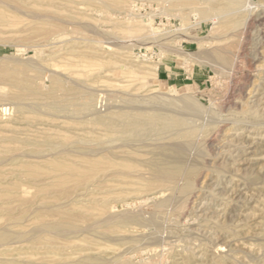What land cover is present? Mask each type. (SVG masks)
<instances>
[{
  "label": "rangeland",
  "instance_id": "374dc122",
  "mask_svg": "<svg viewBox=\"0 0 264 264\" xmlns=\"http://www.w3.org/2000/svg\"><path fill=\"white\" fill-rule=\"evenodd\" d=\"M53 1L52 4L49 0H0L1 94L4 89L9 95L23 93L24 88L36 89L45 94L53 89L56 80H60L67 90L66 93L72 95L67 96V110L51 112L47 106L50 100L46 97L35 102L26 96L21 103L17 102V105L11 100H8L11 101L8 105H4L7 100H1L4 98H1L0 94V108L3 105L13 107L11 111L0 113V124H13L16 109L20 104L27 110L28 117L35 116L30 121L25 120L14 125V130L18 131L21 137L38 139L42 133L56 131L70 136V140L65 143L67 148L61 145L0 152V264H264V24L255 22L249 30L237 32L235 37L229 35L221 24L214 27L211 17L204 19L197 15L194 9L198 3L194 6V2L193 8L191 3L188 6H175V3L169 0H124L123 7L108 10L95 0H69L67 3L62 0ZM243 8L244 13L254 14L256 17L264 11V0H247V5ZM57 16L62 21L58 20ZM143 17L152 19L155 31H148L150 27L139 24ZM53 19L56 21H52ZM64 19L71 22L66 23ZM215 28L219 29V32H216ZM260 29H263L262 44L258 40L257 30ZM145 31L146 33H141ZM249 31H252V34ZM141 34L150 35V40L148 37L142 40L145 37ZM238 34H242V37ZM231 36L245 47L241 50L234 49L237 53L240 51V54L236 57L237 63L229 66L216 58L214 52L221 46L222 38L225 41L224 38ZM159 39L162 41L159 42ZM258 41L260 44L255 50V42ZM209 55L215 58L212 59ZM92 61H97L100 66L89 67L88 64ZM82 63H86L84 66L93 71L87 70ZM151 63H159L158 76L147 78L143 85L141 78L145 76L144 70L146 71L145 68ZM126 66L136 69L137 77H130L131 74L121 70ZM9 67L15 69V75L6 72ZM166 67H170L172 75H166ZM82 92L92 93L93 106L90 110L80 113L77 108L82 101ZM160 92L172 98L192 95L196 97L199 105L184 110L183 107H169L150 101L148 97ZM28 93L29 91L26 92ZM133 96L139 97L136 102ZM126 98L127 101H134L136 105L134 102H125ZM257 98L263 101L257 102ZM107 103L111 106L109 108L107 105L108 110L104 106ZM247 105H255L252 109H256L257 113L245 114ZM115 106L123 107H120L122 110L140 107L180 117L185 113V119L194 122L198 129H204L201 132L196 128L198 132L192 141L181 140L176 129H168L163 132L153 131L146 136L132 139L128 142L129 145L118 139L116 143L114 140L102 143L98 139L99 130L90 124V119L94 112L106 113L120 109ZM97 107L100 110L96 109ZM163 108L167 110L164 111ZM187 110L195 112L188 114ZM247 117L246 124L244 120ZM194 125L192 126L195 128ZM10 130L8 127L0 128V134L11 133ZM154 136L160 138L156 144L153 141ZM82 137H87V140L79 141ZM137 140L142 144L140 142L133 145ZM178 140L183 144L181 147L189 146L188 149L186 147V155L182 154L184 152H181V143ZM118 141L119 147H114ZM165 141L169 144L167 147ZM161 142L166 143L165 148ZM151 143L154 145L151 146ZM174 145L180 150L177 151ZM103 151L128 166H116L112 169L123 171L122 176L117 175V178L121 176V179L98 183L93 178L88 182L86 178L90 171L87 170H83L85 176L67 182H60L56 177L55 172L60 169L59 162L96 160ZM177 152L183 157L186 156V163L181 161V155L178 156L182 163V172L179 174L182 179L178 175L180 178L171 181L174 187L167 182L161 184L162 187L158 185L157 190L156 187L151 191L134 190L140 183L154 179L156 164L166 168L175 167L177 161L173 155ZM45 153L47 154L43 155ZM23 164L34 166L31 169L35 171L33 173L42 175L37 180L32 179L26 172L29 168L21 167ZM134 168L140 169L136 173ZM192 169H195L196 173L199 171L198 174H190ZM139 171L142 173L140 176ZM17 173L23 174L18 176ZM108 173L109 171L106 172ZM129 177H132L133 181L130 182ZM186 177H190L191 181ZM104 179L105 175L101 177V182ZM106 183L105 193L103 188L99 187ZM108 189L112 193L125 192V195L107 198V212H101L98 205L103 201L101 197L111 193ZM180 189H186L184 193L189 189L186 193L189 196L184 195ZM164 200L169 202H165L167 206ZM156 202L157 205H154ZM161 203L164 205L161 206ZM88 210L93 216H87ZM150 210L164 214L158 216ZM111 214L115 215V218ZM128 215L136 220L115 226V222L127 218Z\"/></svg>",
  "mask_w": 264,
  "mask_h": 264
},
{
  "label": "bare ground",
  "instance_id": "6f19581e",
  "mask_svg": "<svg viewBox=\"0 0 264 264\" xmlns=\"http://www.w3.org/2000/svg\"><path fill=\"white\" fill-rule=\"evenodd\" d=\"M50 2H52V4H53V0H49ZM62 1H66V3H67V1H69V0H62ZM159 1V0H158ZM161 1V0H160ZM170 2H174L175 4V6H176V4H180V6L182 5V6H184V5H186V6H188V5H190L189 3H191V5L193 4V2L195 3L194 4V6H196L197 4L196 3H198V6H196L195 7V9H194V12H196V14L197 15H199L201 18H204V19H207L208 17H211V19H213L212 20V22H213V26L215 27V25L217 26V24H221L223 27H224V29H226V31H227V33L229 34V35H232V36H237V32L239 33L240 31L242 32V30H244V31H247V30H249L248 28L251 26V25H253V23L255 24V22H258V23H260V25H263L264 24V11L263 12H261L260 14H258L256 17L255 16H253V15H251V14H248V13H244L243 11H242V9H244L243 7L245 6V5H247V0H169ZM168 1V2H169ZM61 2V1H60ZM95 2L97 3V4H99V5H101V6H103L104 7V9H108V10H110V9H112L113 7H120V6H122L123 5V2H124V0H119V2H111V1H106V0H95ZM164 2V1H163ZM252 2V1H251ZM34 3H36V2H34ZM126 3V2H125ZM38 4V3H37ZM55 4V3H54ZM70 4V3H69ZM248 4H251V3H249L248 2ZM63 5V4H62ZM72 5H73V2H72ZM75 5V4H74ZM177 5V6H178ZM50 6H52V5H50ZM59 6H61L60 4H59ZM193 6V5H192ZM194 6H193V8H194ZM251 6V5H250ZM123 7V6H122ZM169 7V6H168ZM190 7V6H189ZM188 7V8H189ZM248 7V6H247ZM68 8V7H67ZM167 8V7H166ZM183 8V7H182ZM246 8V7H245ZM55 9H57V8H55ZM61 9V8H60ZM71 9V8H70ZM118 9V8H117ZM120 9V8H119ZM252 9V8H251ZM64 10H66V9H64ZM164 10V9H163ZM245 10V9H244ZM247 10V9H246ZM248 10H249V8H248ZM109 13V12H108ZM166 14V13H165ZM181 14V13H180ZM185 15V14H184ZM180 16V15H179ZM52 17V16H51ZM58 17V16H57ZM56 17V18H57ZM61 17V16H60ZM76 17H77V15H76ZM183 17V16H182ZM52 18H54V16L52 17ZM62 18V17H61ZM58 20L60 19L59 17L57 18ZM63 19V18H62ZM139 19V18H138ZM137 19V20H138ZM61 20V19H60ZM65 20V19H64ZM63 20V21H64ZM140 20V19H139ZM201 20H203V19H201ZM52 21H56V20H52ZM62 21V20H61ZM71 22L70 20H65V22L67 23V22ZM134 21V20H133ZM60 22V21H59ZM74 22V21H73ZM78 21H76V23H77ZM135 22V21H134ZM137 23V22H136ZM141 23L143 24V26H147V28L148 27H150V29L148 30V31H150V30H152L151 32H153V31H155L156 30V28H154L153 27V24H152V19L151 18H145V17H143L141 20H140V25H141ZM70 24V23H69ZM68 24V25H69ZM79 24V23H78ZM77 24V25H78ZM84 24V23H83ZM92 24V23H91ZM257 24V23H256ZM73 25V24H72ZM82 25V24H81ZM80 25V26H81ZM139 25V26H140ZM88 26V25H87ZM135 26V25H134ZM133 26V27H134ZM137 26H138V24H137ZM69 27V26H68ZM89 27H90V25H89ZM132 27V28H133ZM213 27V28H214ZM254 27V26H253ZM80 28V27H79ZM85 28H87V27H85ZM135 28V27H134ZM217 28V27H216ZM215 28V29H216ZM218 28H220V27H218ZM260 28H262V26L260 27ZM264 28V27H263ZM60 29V28H59ZM82 29V28H81ZM215 29H213V30H215ZM257 29V28H256ZM78 30V29H77ZM219 29H216L215 31L216 32H219L218 31ZM136 31V30H135ZM225 31V32H226ZM258 31V40L261 42V44H262V38H263V29H260V30H257ZM134 32V31H133ZM132 32V33H133ZM223 32H224V30H223ZM250 32V31H249ZM253 32H255V31H253ZM78 33V32H77ZM131 33V34H132ZM141 33H146V31L145 32H141ZM156 33V32H155ZM161 33V32H160ZM246 34H247V32H245ZM244 33V34H245ZM251 34H252V31L250 32ZM249 33V34H250ZM136 34H137V31H136ZM139 34V33H138ZM152 34V33H151ZM168 34V33H167ZM219 34V33H218ZM220 34H222V32L220 33ZM226 34V33H225ZM227 34V35H228ZM250 34V35H251ZM115 35V34H114ZM141 35H144V34H141ZM147 35V34H146ZM152 35H155V34H152ZM157 35H158V33H157ZM224 35V34H223ZM136 36H139V35H136ZM148 36H150V35H148ZM148 36H145L144 35V37H145V39L143 38L142 40H146V38L148 37ZM229 37V38H224V40L225 41H223L222 39L220 40V41H222V44H221V46L220 47H218V49L216 50V52H214V54H215V56H216V58H218L219 60H221L222 62H224V64H227V65H229V66H231V65H233V64H235V63H237L236 61H237V59H236V57H238L239 56V54H240V51L237 53V51H235L234 49L236 48V49H239V50H241V48L244 46H242V44L243 43H241L240 41H237V39H235V37L233 38V37ZM238 36H240L239 34H238ZM244 36V35H243ZM249 36V35H248ZM140 37V36H139ZM142 37V36H141ZM151 37H153V36H151ZM158 37V36H157ZM166 37H167V35H166ZM217 37V36H216ZM222 36H220V38H221ZM240 37H242V34H241V36ZM250 38H251V36H249ZM254 37H256V36H254ZM149 38V40H150V37H148ZM218 38H219V36H218ZM200 40H202L201 38H199ZM243 39H245L246 40V38H243ZM248 39V38H247ZM264 39V38H263ZM154 40H155V37H154ZM256 40V39H255ZM152 41V40H151ZM150 41V42H151ZM158 41V40H157ZM162 40H160L159 39V42H161ZM250 41V39L248 40V42ZM255 42V44H257V47H255V50L258 48V45L260 44V42ZM153 42V41H152ZM156 42V41H155ZM243 42V41H242ZM246 42V41H245ZM251 42V41H250ZM249 42V43H250ZM254 42V41H253ZM163 44V43H162ZM218 44H220L219 42H218ZM254 44V45H255ZM166 45V44H165ZM165 45H163V46H165ZM246 45V44H245ZM256 46V45H255ZM217 47V46H216ZM238 47V48H237ZM245 47V46H244ZM263 47V46H262ZM181 48V47H180ZM70 49V48H69ZM178 50V49H177ZM181 51H182V49H181ZM214 51H215V48H214ZM180 53V52H179ZM260 53V52H259ZM214 54H213V56H214ZM259 55V54H258ZM210 56V55H209ZM257 56V55H256ZM256 56H254V58L253 59H255V57ZM210 57H212V56H210ZM215 58V57H214ZM213 57H212V59H214ZM264 58V57H263ZM236 59V60H235ZM258 60H259V58H258ZM218 61V60H217ZM99 62V61H98ZM135 62H137L136 60H135ZM253 62V61H252ZM83 64V63H82ZM86 63H84L83 64V66L85 65ZM101 64V63H100ZM158 64L159 63H151V65H149V66H147L145 69H146V71L144 70V74H145V76H143L142 78H141V80H142V83H143V85H145L144 83H145V80L147 79V78H155V77H157L158 76V69H159V66H158ZM253 64L255 65V63L253 62ZM92 66V68L93 67H97L98 68V66H95V65H99V63H97V61L95 62V61H92V62H90L89 64H88V66L89 67H91ZM109 65H111V64H109ZM115 65V64H114ZM100 66V65H99ZM133 66H136V65H134L133 64ZM76 67V66H75ZM85 68H87V66H84ZM88 67V68H89ZM121 67H123V66H121ZM234 67V66H233ZM73 68H74V66H73ZM78 68V67H77ZM84 68V69H85ZM87 68V70H89ZM138 68H141V67H138ZM143 68V67H142ZM141 68V69H142ZM231 68V67H230ZM95 69V68H94ZM124 73H127V74H131V76L130 77H137L136 76V69H133V67H131V66H126L124 69H121ZM89 71H93V70H89ZM7 73H10V74H13V75H15V69H12V67H9L8 68V70L6 71ZM141 72L139 71V74H140ZM143 74V73H142ZM21 75V74H20ZM141 75V74H140ZM139 76V75H138ZM34 77H36V76H34ZM39 77V76H38ZM263 77V76H262ZM18 78V77H17ZM22 78V77H21ZM55 80V79H54ZM53 80V81H54ZM140 80V81H141ZM139 81V80H138ZM62 81H60V80H56L55 81V84H54V87H53V89L51 90V91H49L48 93H45V94H42V93H40V92H38L36 89H23L24 91H23V93H13V94H11V95H9V93L7 92V91H4L3 90V94H1V91H0V94L2 95L1 96V98H4V99H1V100H7L6 102L5 101H3V103H4V105L5 104H7L8 105V103H10L11 101L15 104L16 103V105H17V102H19V103H21L20 101L21 100H23L26 96H29L30 98H32V99H34L35 100V102H38V100H40V99H43V97H46L47 99H49L50 101H48V107L50 108V110H52L51 112H60V111H63V110H67L68 109V103H67V101H68V98L69 97H67V96H70V95H68V94H70V93H66V89H65V86L61 83ZM67 84V83H66ZM260 85V84H259ZM258 86V85H257ZM261 86V85H260ZM15 88H17V87H15ZM43 88V87H42ZM261 88V87H260ZM1 89H3V87L1 88ZM263 89V88H262ZM258 90V89H257ZM256 90V91H257ZM27 91H29V93L28 94H26V92ZM64 91V92H63ZM78 91V90H77ZM157 91V90H156ZM7 93V94H5L4 95V93ZM45 92V91H44ZM85 92H87V91H85ZM258 92V91H257ZM252 93V92H251ZM78 93H76V95H77ZM80 94V93H79ZM78 94V95H79ZM82 94V101H81V103L79 104V108H77V111H88V110H90V108L93 106V95H92V93L90 92H88V93H81ZM257 93L255 92V95H256ZM63 95V96H62ZM72 96V95H71ZM70 96V97H71ZM74 97V96H73ZM72 97V98H73ZM108 97V96H107ZM136 97H138V96H136ZM264 97V96H263ZM108 98H111V97H108ZM129 99H130V97H128ZM131 98H132V96H131ZM133 98H134V96H133ZM139 98V97H138ZM138 98H134V101L136 102L137 101V99ZM144 98V97H143ZM149 99H150V101H154V102H158V103H161V104H164V105H169V107H170V105H173V106H179V108H181V107H183L184 108V110H186L185 108H187V109H193V108H196L199 104L197 103V99H196V97L195 96H192V95H185V96H181V97H178V98H172V97H170L169 95H167L166 93H162V92H160V93H156V94H153L151 97H148ZM262 98V97H261ZM261 98H259V99H261ZM140 99H141V97H140ZM146 99V98H145ZM258 99V98H257ZM256 99V100H257ZM257 100V102L258 101H261V100ZM8 100H11L10 102H8ZM126 101L125 102H128V101H130V100H128L127 101V98L125 99ZM142 100V99H141ZM251 100V99H250ZM132 101H133V99H132ZM133 101V102H134ZM140 101V100H139ZM263 101V100H262ZM261 101V102H262ZM1 102V101H0ZM23 102V101H22ZM76 102V101H75ZM74 102V103H75ZM131 102V101H130ZM133 102H131V103H133ZM135 102L133 103L134 105H136L135 104ZM143 102H144V99H143ZM252 102V101H251ZM255 102V101H254ZM260 102V103H261ZM12 103V104H13ZM27 103V102H26ZM151 103V102H150ZM24 104H25V102H24ZM29 103H27V105H28ZM34 104V103H33ZM33 104H31V106L33 105ZM39 104H41V103H39ZM111 104V103H110ZM250 104V103H249ZM256 104V103H255ZM258 104V103H257ZM263 104V103H262ZM1 105V104H0ZM3 105V106H4ZM45 105V104H44ZM77 105V104H76ZM96 105V104H95ZM107 105H108V103L106 104V105H104L105 106V108L107 107ZM127 105V104H126ZM252 105H253V103H252ZM1 107L0 108V113H4V112H7V111H11L12 109H13V107L11 106H5V107ZM36 106V105H35ZM43 106V105H42ZM46 106V107H47ZM101 106V105H100ZM103 106V107H104ZM140 106V105H139ZM138 106V107H139ZM255 106V105H254ZM253 106V107H254ZM258 106V105H257ZM18 107V106H17ZM32 107H34V105L32 106ZM40 107V106H39ZM108 107L110 108L111 106L110 105H108ZM115 107H117V106H115ZM121 106H119V107H117V108H120ZM137 107V108H138ZM142 107H144V106H142ZM148 107V106H147ZM244 107V106H243ZM253 107H250V106H246L245 107V109H244V113L245 114H247V113H254V112H256V109H252ZM37 108V107H36ZM36 108H34V109H36ZM108 108V109H109ZM114 108V107H113ZM121 108H123V107H121ZM116 109L117 111H107L106 113H101V112H94L92 115V118L90 119V124H92L93 126H96L97 128H98V130H99V134H98V139H99V141L100 142H102V143H104V142H107V141H113L114 140V143H116L115 141L118 139L119 141L120 140H123L124 142H126L127 143V145H129V143L128 142H130L132 139H136V138H140V137H142V136H146V135H148V134H150L151 132H153V131H157V132H163V131H165V130H168V129H176L177 130V136L182 140V139H184L185 141H192V139L196 136V134H197V132H198V130L200 129V127H199V129H198V127H196V124L194 123V122H192L191 120H190V122H192V123H194V124H192V125H194L195 126V128L191 125V124H189L190 122L187 120V119H185L184 117H186V115L183 117V115L185 114V113H183V112H180V114H182L183 113V115H182V117H180V116H177V115H173V114H166V113H160V112H156V111H150L149 109H146L145 110V108H140L139 107V109H136V108H131V109H129V110H122V109ZM125 108V107H124ZM130 108V107H129ZM150 108V107H149ZM153 108V107H152ZM152 108H150V109H152ZM173 108V107H172ZM176 109H177V107H175ZM183 108H182V110H183ZM202 108V107H201ZM200 108V109H201ZM255 108V107H254ZM259 108V107H258ZM42 109V108H41ZM74 109V108H73ZM96 109H99L98 107L96 108ZM96 109H95V111H96ZM103 109V108H102ZM107 109V108H106ZM107 109V110H108ZM156 109V108H155ZM164 109V108H163ZM162 109V110H163ZM198 109V108H197ZM196 109V110H197ZM204 109V108H203ZM207 109V108H206ZM43 110H45V109H43ZM72 110V109H71ZM93 110H94V108H93ZM100 110V109H99ZM98 110V111H99ZM105 110V109H104ZM149 110V111H148ZM154 110V109H153ZM157 110H159V108L157 109ZM166 110H167V108H166ZM165 109H164V111H166ZM178 110H181V109H178ZM210 110V109H209ZM264 110V109H263ZM76 111V110H75ZM76 111V112H77ZM92 111V110H91ZM90 111V112H91ZM102 111V110H101ZM106 111V110H105ZM188 111V114L190 113V114H194V112L195 111H190V110H187ZM199 111V110H198ZM202 111V109L200 110V112ZM260 111V110H259ZM50 112V113H51ZM161 112H163V111H161ZM192 112V113H191ZM197 112V111H196ZM209 112V111H208ZM211 112V111H210ZM261 112V111H260ZM35 113V112H34ZM47 113H48V111H47ZM46 113V114H47ZM67 113V112H66ZM81 113V112H80ZM92 113V112H91ZM187 113V112H186ZM202 113V112H201ZM200 113V114H201ZM204 113V112H203ZM257 113V112H256ZM43 114V113H42ZM45 114V113H44ZM54 114V113H53ZM58 114V113H57ZM178 114V113H177ZM50 115H52V114H50ZM69 115H71V114H69ZM72 115H73V113H72ZM75 115H76V113H75ZM74 115V116H75ZM78 115V114H77ZM81 114H79V116H80ZM91 115V114H90ZM195 115H196V113H195ZM41 116V115H40ZM59 116V115H58ZM63 116V115H62ZM73 116V117H74ZM197 116H199L198 114H197ZM228 116H232V115H228ZM35 117V116H34ZM34 117H28V112H27V110L20 104V106L16 109V115H15V117H14V121H13V124H7V125H2V124H0V128H3V127H8V128H11V133H3V134H0V152H10V151H13V150H16V149H42V148H46V147H50V148H52V147H59V146H61V145H65V143H67V141H69L70 140V136H68V135H66V134H64V133H62V132H59V131H56V132H53V133H42L41 134V136H39V138L38 139H30V138H26V137H21V135H20V133L18 132V131H15L16 129L14 128V125H16V123H19V122H21V121H30L31 119H34ZM80 117H84V116H80ZM91 117V116H90ZM89 117V118H90ZM233 117V116H232ZM44 118V117H43ZM52 118V117H51ZM63 118H65V117H63ZM187 118V117H186ZM229 118V117H228ZM231 118V117H230ZM229 118V119H230ZM75 119H77V118H75ZM227 119V118H226ZM234 119H236V118H234ZM233 119V120H234ZM248 119V117L247 118H245V120H244V122L246 123L247 120ZM69 120V119H68ZM251 120V119H250ZM54 121V120H53ZM215 121V120H214ZM222 121H225V120H222ZM55 122V121H54ZM233 122V121H232ZM235 122V121H234ZM238 122V121H237ZM241 122V124H242V121H240ZM254 122V121H253ZM46 123V122H45ZM198 123V122H197ZM211 123H212V121H211ZM244 123V124H245ZM249 123H251L250 121H249ZM47 125H48V123H46ZM74 124V123H73ZM210 124V123H209ZM214 124H216L215 122H214ZM214 124H213V126H214ZM234 124V123H233ZM247 124V123H246ZM254 124V123H253ZM89 125V124H88ZM188 125H191V126H188ZM204 125V124H203ZM255 125V124H254ZM37 126H40V125H37ZM76 126H78V125H76ZM202 126V125H201ZM209 126V125H208ZM219 126V125H218ZM29 127V126H28ZM30 127H31V125H30ZM83 127H85V126H83ZM220 127V126H219ZM86 128V127H85ZM198 130H197V129ZM12 129H13V131H12ZM15 129V130H14ZM52 129H54V128H52ZM76 129V128H75ZM95 129V128H94ZM204 128L202 127L201 129H200V131L202 132V130H203ZM223 129V128H222ZM175 130V131H176ZM221 130V129H220ZM174 131V132H175ZM214 131V130H213ZM84 132V131H83ZM87 132V131H86ZM154 132V133H155ZM207 132H209L208 130H207ZM217 132H219V131H216V133ZM221 132V131H220ZM259 132V131H258ZM88 133V132H87ZM166 133V132H165ZM212 133V132H211ZM211 133H208L209 135L211 134ZM35 134V133H34ZM37 134V133H36ZM200 134V133H199ZM198 134V135H199ZM154 135V134H153ZM153 135H152V137H153ZM164 135V134H163ZM168 135V134H167ZM214 135H215V132H214ZM219 135V134H218ZM217 135V136H218ZM156 136V135H155ZM154 136V137H155ZM157 136H158V134H157ZM212 136V135H211ZM238 136V135H237ZM149 137V136H148ZM151 137V138H152ZM198 137V136H197ZM196 137V138H197ZM203 137V136H202ZM213 137V136H212ZM215 137H216V135H215ZM156 138V137H155ZM154 138V140L153 141H155V143L154 144H156V141L158 140V138H156L155 139ZM161 138H164V137H161ZM147 139H149V138H147ZM160 139V138H159ZM205 139H206V137H205ZM209 139V137L207 136V140ZM211 139V138H210ZM85 140H87V137H82V138H80L79 139V141H85ZM195 140V139H194ZM193 140V141H194ZM212 140V139H211ZM119 141H118V143H117V145H114V147L115 146H118L120 143H119ZM134 141V140H133ZM144 141V140H143ZM172 141H173V139H172ZM177 140H175V142H176ZM179 141V140H178ZM225 141V140H224ZM124 142H122L123 144H126V143H124ZM140 142L141 141H139L138 142V140H137V142L135 141V143L133 144V145H135L136 143H139L140 144ZM166 142V141H165ZM163 143L162 144V142H161V144L164 146V144L166 145V143ZM175 142L173 143V144H175ZM180 143H181V141H179ZM202 142V141H201ZM87 143V142H86ZM90 143V145H93L92 144V142H89ZM96 143H97V141H96ZM122 143H121V145H122ZM147 143V145H149L148 144V142H145V144ZM153 143H151V146L152 145H154ZM157 143H159L160 144V142H157ZM168 143H169V140H168ZM167 143V145H166V147L169 145ZM194 143V142H193ZM198 143H200V142H198ZM109 144V143H108ZM130 144H132V143H130ZM141 144H142V142H141ZM143 144H144V142H143ZM159 144H157V145H159ZM173 144H172V146H173ZM176 144H177V142H176ZM175 144V145H176ZM69 145V144H68ZM80 145V144H79ZM86 145V144H85ZM88 145V144H87ZM133 145H131V146H133ZM157 145H155L156 147H157ZM174 145V147H175V149H178L177 151H179L180 149L179 148H177L176 146ZM181 145H183L182 143L180 144V146L179 147H181ZM191 145H193V144H191ZM196 145H197V142H196ZM206 145H207V143H206ZM205 145V146H206ZM238 145V144H237ZM66 146V145H65ZM94 146V145H93ZM159 146H161V145H159ZM172 146H169L170 148H172ZM188 146V145H187ZM186 145L184 146V147H181V149H182V151L181 152H184V153H182V154H185L186 153V151H188L187 149H188V147H187ZM229 146V145H228ZM103 147V146H102ZM113 147V146H112ZM119 147V146H118ZM129 147V146H128ZM186 147H187V149H186ZM203 147V146H202ZM208 147V146H207ZM211 147V146H210ZM209 147V148H210ZM63 148H64V146H63ZM62 148V149H63ZM66 148H67V146H66ZM65 148V150H67ZM72 148V147H71ZM108 148H109V146H108ZM161 148V147H160ZM164 148H165V146H164ZM184 148V149H183ZM206 148V147H205ZM205 148H202V149H205ZM229 148V147H228ZM242 148V147H241ZM92 149V148H91ZM99 148H97V150H98ZM102 149V148H101ZM107 149V148H106ZM114 149V148H113ZM153 149H154V146H153ZM162 149V148H161ZM173 149V148H172ZM69 150H71V149H69ZM73 150V149H72ZM77 150V149H76ZM94 150H96V149H94ZM96 150V151H97ZM103 150V149H102ZM102 150H100L101 152H102ZM104 150H105V147H104ZM123 150V149H122ZM137 150V149H136ZM142 150V149H141ZM157 150V149H156ZM184 150V151H183ZM186 150V151H185ZM231 150H233V149H231ZM62 151V150H61ZM60 151V152H61ZM143 151V150H142ZM155 151V150H154ZM174 151V150H173ZM59 152V153H60ZM72 152V151H71ZM71 152H70V154H71ZM74 152V151H73ZM77 152V151H76ZM92 152V151H91ZM98 152V151H97ZM146 152H147V150H146ZM203 153H204V151H202ZM227 152V151H226ZM44 153V152H43ZM80 154H81V152H79ZM79 153H77V154H79ZM85 153V152H84ZM93 153V152H92ZM111 153V152H110ZM156 153V152H155ZM158 153H159V151H158ZM176 153V152H175ZM24 154H28V153H24ZM37 154V153H36ZM47 153H45V154H43V155H46ZM52 154H53V152H52ZM58 154V153H57ZM61 154V153H60ZM69 154V153H68ZM69 154V155H70ZM79 154V155H80ZM86 154L88 155L89 153H87L86 152ZM91 154V153H90ZM100 154V153H99ZM98 154V155H99ZM109 154V153H108ZM108 154H105L104 153V151H103V154L101 155V156H99L100 158H98V159H96V160H86V161H80V162H74V163H67V162H59L58 164H59V167H60V169L59 170H56V177L58 178V180H61L60 182H67V181H69L70 179H78V177H82V175L83 176H85L84 175V171H90L89 173H90V175L86 178V181H90V180H92L93 178H95V180L99 183H105L106 181H108V180H115V179H121V176H122V170H120V171H113L112 169L114 168V167H116V166H124V167H128L125 163H121L120 161H117L116 159V157L115 156H108ZM123 153H121V155H122ZM126 154V153H125ZM128 154V153H127ZM160 154V153H159ZM158 154V155H159ZM163 154V153H162ZM179 152H177V154L176 155H173V156H175V158H176V161H177V163H176V166L175 167H173V168H166V167H161L160 165H158L157 166V164H156V167H155V171H156V175H155V177H154V179L152 180V181H149L148 180V182L147 183H140V185L139 186H136L135 187V191H138V192H143V191H151V190H153L155 187H156V190L158 189V185H160V187H162V185L161 184H167V182H169V184L171 183V181H173V180H175L177 177H179L181 174V172H182V168H181V161H185L186 159V156H182L181 154H179ZM202 154V153H201ZM204 154H206V153H204ZM38 155H40L39 153H38ZM42 155V154H41ZM67 155V154H66ZM82 155V154H81ZM114 155H116V153H114ZM129 155V154H128ZM161 155V154H160ZM165 155V154H164ZM167 155V154H166ZM181 155V157H183V159L181 160L180 158H178V156H180ZM186 155V154H185ZM232 155V154H231ZM230 155V156H231ZM32 156V155H31ZM49 156H51V155H49ZM86 156V155H85ZM90 156V155H89ZM167 156H169V154L167 155ZM172 156V157H173ZM30 157V156H29ZM35 157H37V155L35 156ZM39 157H41V156H39ZM47 157V156H46ZM155 157V156H154ZM171 157V156H170ZM211 157V156H210ZM31 158V157H30ZM116 158V159H115ZM127 158V157H126ZM203 158H204V156H203ZM33 159H34V157H33ZM36 159V158H35ZM38 159V158H37ZM40 159V158H39ZM121 159V158H120ZM185 159V160H184ZM41 160V159H40ZM71 160H72V158H71ZM124 160V159H123ZM155 160V159H154ZM162 160H164V159H162ZM173 161H174V159H172ZM172 160H170V161H172ZM181 160V161H180ZM150 161V160H149ZM164 162V161H163ZM206 162V161H205ZM136 163V162H135ZM174 163V162H173ZM183 163H186V161L185 162H183ZM61 164V165H60ZM196 164H198V163H196ZM24 165V164H23ZM21 166V167H27V168H29V171H26V172H28L29 173V175H30V177H33L32 179H35V180H37V178H39V176L40 175H42V174H35V173H33V172H35L34 170H31V169H33L34 168V166H30V165H27V164H25L24 166ZM185 165H188V164H185ZM192 165H195V164H192ZM192 165H190V167L189 168H191V166ZM205 165H206V163H205ZM136 166V165H135ZM134 166V167H135ZM196 166H198V165H196ZM87 167H89V169H87ZM137 167V166H136ZM186 168H188V166L186 167ZM186 168L184 167V169L186 170ZM188 168V169H189ZM194 168H195V166H194ZM204 168V167H203ZM207 168V167H206ZM136 168H134V170H135ZM140 169V168H139ZM139 169H137V170H135L136 171V173L138 172V170ZM183 169V170H184ZM187 169V170H188ZM196 169V168H195ZM195 169H192V171L190 172V174H192V173H196V171H195ZM202 169V168H201ZM84 170V171H83ZM119 170V169H118ZM184 170V171H185ZM186 170V171H187ZM197 170H199L198 168H197ZM109 171V173L108 174H106V172H108ZM128 171V170H127ZM130 171V170H129ZM135 171H133V173H135ZM141 171V170H140ZM139 171V173H138V175L140 176V173L142 172H140ZM202 171V170H201ZM215 171V170H214ZM220 171V170H219ZM120 172V173H119ZM149 172V171H148ZM151 172V171H150ZM198 172L199 171H197V173H196V175L198 174ZM205 172V171H204ZM27 173V174H28ZM127 173V172H126ZM130 172H128V174H129ZM132 172H131V174H133ZM185 173V172H184ZM201 173V172H200ZM217 173V172H216ZM23 173H20V174H18L17 173V175L19 176V175H22ZM33 176H32V175ZM118 174H121V176H120V178H117V175ZM144 174V173H143ZM153 174V173H152ZM180 174V175H179ZM187 174V173H186ZM105 175V179L101 182V177H103ZM124 175V174H123ZM137 175V176H138ZM141 175H142V173H141ZM179 175V176H178ZM183 175V174H182ZM201 175V174H200ZM199 175V176H200ZM27 175L25 174L24 175V177H26ZM46 176H48L47 174H46ZM100 176V177H99ZM109 176V178H106V177H108ZM145 176V175H144ZM151 176V175H150ZM193 175H191V177H192ZM55 177V178H56ZM147 177H149V176H147ZM147 177H145L146 179H149V178H147ZM181 177V176H180ZM179 177V178H180ZM185 177V176H184ZM23 178V177H22ZM85 178V177H84ZM100 178V180L98 181V179ZM130 178V177H129ZM132 178V177H131ZM130 178V179H131ZM150 178H152V176L150 177ZM179 178H178V180H179ZM187 178V177H186ZM185 178V179H186ZM190 177H188L187 178V180L189 179ZM201 178V177H200ZM127 179V178H126ZM181 179H182V177H181ZM196 178H194V180H195ZM106 180V181H105ZM129 180V179H128ZM127 180V181H128ZM197 180V179H196ZM195 180V181H196ZM29 181V180H28ZM43 181H46V180H43ZM94 181V180H93ZM130 182L131 181H133V179H131V180H129ZM185 181V180H184ZM189 181H191L190 179H189ZM39 182H41V181H39ZM119 182V181H118ZM125 182V181H124ZM123 182V183H124ZM142 182V181H141ZM144 182V181H143ZM193 182V181H192ZM198 182V181H197ZM58 183V182H57ZM110 183V182H109ZM121 183V182H120ZM122 183V184H123ZM191 183V182H190ZM189 183V184H190ZM95 184V183H94ZM125 184H126V182H125ZM136 184V183H135ZM180 184V183H179ZM85 185V184H84ZM92 185V184H91ZM91 185H89V186H91ZM170 185H172L173 186V183H171ZM191 185V184H190ZM196 185V184H195ZM89 186H87L88 188H89ZM94 186V185H93ZM134 186V185H133ZM24 187V186H23ZM95 187V186H94ZM107 187V183L106 184H103L102 186H100L99 188L101 189V188H103L102 190H103V192L105 191L104 189ZM110 187V186H109ZM111 187H114V186H112L111 185ZM110 187V188H111ZM117 187V186H116ZM132 187V186H131ZM159 187V188H160ZM174 187V186H173ZM177 187V186H176ZM179 187V186H178ZM186 187V186H185ZM196 187V186H195ZM198 187V186H197ZM96 188H98L97 186H96ZM181 188V187H180ZM191 188H193V186H191ZM190 187H189V189H191ZM112 189V188H111ZM118 189V188H117ZM176 189V188H175ZM189 189H187V191L189 190ZM109 191H110V189H108ZM113 190V189H112ZM119 190V189H118ZM117 190V191H118ZM122 190V189H121ZM120 190V191H121ZM125 190V189H124ZM127 190V189H126ZM155 190V189H154ZM176 190H178V189H176ZM182 192L183 191H185L184 189L182 190V189H180ZM193 190V189H192ZM198 190V189H197ZM108 191V192H109ZM115 191V190H114ZM160 191V190H159ZM187 191H186V193H187ZM86 192V191H85ZM107 191H105V193H106ZM111 192V191H110ZM100 193V192H99ZM104 193V194H105ZM125 192H115V193H109V194H106V196L104 195L103 196V198L101 197V199H103V201L101 202V204H99L98 206H100L99 208H100V211L102 212V211H106V209H107V198H110V197H121V196H124L125 194H124ZM134 193H136V192H134ZM184 193V192H183ZM186 193H184V195L186 194ZM190 193V192H189ZM191 193H192V191H191ZM194 193V192H193ZM88 194V193H87ZM83 195V194H82ZM130 195V194H129ZM157 195V194H156ZM190 195H192V194H190ZM86 196V195H85ZM154 196H155V194H154ZM186 196L188 197L189 195H187L186 194ZM100 198V197H99ZM171 198V197H170ZM170 198L168 199L169 200V202H171L170 201ZM215 198V197H214ZM172 200V199H171ZM214 200V199H213ZM168 202L167 200H164V204L167 206V204H169V202L166 204V203ZM172 202H174V201H172ZM157 203L158 202H156V203H154V205H157ZM109 204V203H108ZM164 204H162L161 203V206L162 205H164ZM95 205V204H94ZM154 205H153V207H154ZM160 205V204H159ZM178 205V204H177ZM181 205V204H180ZM115 206V205H114ZM160 206V207H161ZM152 207V206H151ZM162 208V207H161ZM95 209V208H94ZM155 209V208H154ZM156 210V209H155ZM163 210H165L164 208H163ZM177 210H178V207H177ZM90 211H91V208H90ZM89 210L87 211V212H89V214H87V216L88 217H90V216H93V215H91ZM109 211V210H108ZM151 211V210H150ZM86 212V211H85ZM94 212H99V211H94ZM94 212H92V213H94ZM107 212V211H106ZM111 212V211H110ZM152 212V211H151ZM150 212V213H151ZM156 214H157V212L156 211H154ZM154 212H152V213H154ZM165 212V211H164ZM105 213V212H104ZM162 213V212H161ZM161 213H159V211H158V216H159V214H160V216H161ZM162 214H164V213H162ZM90 215V216H89ZM112 215V214H111ZM152 215V214H151ZM86 216V215H85ZM86 216V217H87ZM113 216V215H112ZM115 216V215H114ZM113 216V217H114ZM125 216H127V215H124V217ZM157 216V217H158ZM164 216V215H163ZM112 217V218H113ZM117 217V216H116ZM119 217V216H118ZM121 217V216H120ZM119 217V218H120ZM115 218V217H114ZM138 218V217H137ZM152 219H153V216L151 217ZM155 218H156V216L154 217V221H155ZM158 218H162V217H158ZM157 218V219H158ZM111 219V218H110ZM136 220L135 218H132V217H130L129 215H128V217L127 218H123L122 220H120V221H118L117 223L115 222V226H118L120 223H122V224H127V223H130L131 222V220ZM150 219V218H149ZM156 219V220H157ZM163 219V218H162ZM139 220V219H138ZM137 220V221H138ZM141 220V219H140ZM160 219H158V221H159ZM154 221H151V222H154ZM157 221V222H158ZM161 222V221H160ZM159 222V223H160ZM155 223H156V221H155ZM217 225H218V223H216ZM223 224V223H222ZM224 224H226V223H224ZM220 226H221V224H219ZM57 226V225H56ZM114 226V225H113ZM61 227H63V226H61ZM217 229V228H216ZM220 229H222V228H220ZM191 255V254H190ZM188 261V260H187Z\"/></svg>",
  "mask_w": 264,
  "mask_h": 264
},
{
  "label": "crops",
  "instance_id": "0c3cea01",
  "mask_svg": "<svg viewBox=\"0 0 264 264\" xmlns=\"http://www.w3.org/2000/svg\"><path fill=\"white\" fill-rule=\"evenodd\" d=\"M169 68H170V67H166V68L164 69V72L166 73L167 76L173 74L171 71H169Z\"/></svg>",
  "mask_w": 264,
  "mask_h": 264
}]
</instances>
